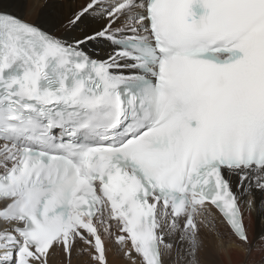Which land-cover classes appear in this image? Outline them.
Returning a JSON list of instances; mask_svg holds the SVG:
<instances>
[{"label": "snow or ice", "instance_id": "snow-or-ice-1", "mask_svg": "<svg viewBox=\"0 0 264 264\" xmlns=\"http://www.w3.org/2000/svg\"><path fill=\"white\" fill-rule=\"evenodd\" d=\"M12 6L0 264H264V0Z\"/></svg>", "mask_w": 264, "mask_h": 264}, {"label": "bare ground", "instance_id": "bare-ground-1", "mask_svg": "<svg viewBox=\"0 0 264 264\" xmlns=\"http://www.w3.org/2000/svg\"><path fill=\"white\" fill-rule=\"evenodd\" d=\"M50 1V2H49ZM0 3L3 4V7H12L15 12H19V9L13 7L15 3H17V0H0ZM32 7L31 14H25L23 16L24 19H29L32 22H40L37 18V13H36V6L44 3H48L50 5H56L58 3V0H30ZM8 9V8H7ZM10 11V10H9ZM256 227L259 229L261 225L256 224L253 221V224L250 225ZM108 262L109 264H131V261L128 260L127 258L123 257L122 253L119 251V247L115 244L114 239L108 243ZM135 255V254H133ZM84 257H74L73 258V264H83ZM138 259V258H137ZM56 264H60V258H56Z\"/></svg>", "mask_w": 264, "mask_h": 264}, {"label": "rangeland", "instance_id": "rangeland-1", "mask_svg": "<svg viewBox=\"0 0 264 264\" xmlns=\"http://www.w3.org/2000/svg\"><path fill=\"white\" fill-rule=\"evenodd\" d=\"M50 2V1H49ZM8 8V9H7ZM4 10H6V11H13V12H15L14 10H13V8L12 7H4ZM35 23H39L38 21L37 22H35Z\"/></svg>", "mask_w": 264, "mask_h": 264}]
</instances>
